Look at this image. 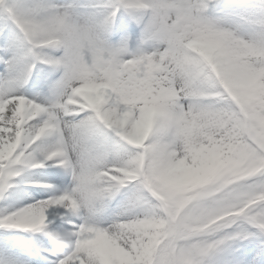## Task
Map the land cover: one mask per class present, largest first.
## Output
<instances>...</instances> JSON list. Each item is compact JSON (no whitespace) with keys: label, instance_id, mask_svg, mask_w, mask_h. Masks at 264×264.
Segmentation results:
<instances>
[{"label":"snow or ice","instance_id":"snow-or-ice-1","mask_svg":"<svg viewBox=\"0 0 264 264\" xmlns=\"http://www.w3.org/2000/svg\"><path fill=\"white\" fill-rule=\"evenodd\" d=\"M0 264H264V0H0Z\"/></svg>","mask_w":264,"mask_h":264}]
</instances>
